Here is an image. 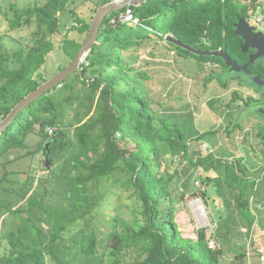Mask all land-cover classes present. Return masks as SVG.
<instances>
[{
    "label": "trees",
    "instance_id": "trees-1",
    "mask_svg": "<svg viewBox=\"0 0 264 264\" xmlns=\"http://www.w3.org/2000/svg\"><path fill=\"white\" fill-rule=\"evenodd\" d=\"M112 1L95 0L90 18L77 16L58 45L52 37L59 32L61 17L74 14L69 9L72 0L13 6L12 16L5 13L17 37L0 35V123L49 79L42 68L56 48L70 61L75 57L94 14ZM258 11L264 16V0H149L108 15L82 70L22 109L0 134V264H250L239 244H247V239L264 258V168L246 179L242 166L213 155L202 158L194 145L219 131L197 130L195 106L163 112L168 107L157 103L152 91L149 68L154 63L151 57L140 60V51L150 49L159 60L156 65L179 74L176 58L193 61L186 76L209 69L202 83L207 86L223 70L229 71L225 61L194 55L167 42L166 36L198 50H222L243 66L254 51L242 52L244 41L234 25L242 17L251 23ZM32 28L26 46L20 34ZM5 39L16 50L6 49ZM260 61L248 66L251 75L259 74ZM175 78L161 79L162 92ZM228 83L220 86L227 90ZM232 96L230 103L219 105L221 112L215 109L229 123L227 137L241 129L226 112L243 101L236 91ZM257 128L264 158V127ZM48 129H53L51 135ZM30 135L41 138L43 167L29 171L20 183L10 179L17 173L8 171L3 160L25 150ZM184 163L202 169L195 179L213 188L212 200L220 212L209 234L208 229L188 234L179 225L177 206L186 189L178 197L174 180ZM113 187L131 192L134 224L118 216L104 219ZM104 223L106 232L101 229Z\"/></svg>",
    "mask_w": 264,
    "mask_h": 264
},
{
    "label": "rangeland",
    "instance_id": "rangeland-1",
    "mask_svg": "<svg viewBox=\"0 0 264 264\" xmlns=\"http://www.w3.org/2000/svg\"><path fill=\"white\" fill-rule=\"evenodd\" d=\"M44 2L45 0H0V35L5 37L8 35L17 37V32L11 31L8 22L5 20V13L12 16L13 6L17 9H23ZM94 5L95 0H72L69 9L74 12L75 15L66 13L61 17L59 32L52 37L54 44L58 45L62 41V35L65 31L72 25L75 26L77 16L88 20ZM124 20H129V18H125ZM33 31L34 29L32 28V30H26L20 34L22 35L21 42L24 45H29L30 34ZM77 37L81 40L83 39L80 35H77ZM4 42L3 45L6 49L16 50V45L10 41H6V39ZM147 58L151 59V63H154L150 68L148 67L150 73L154 75V80L151 83L152 91H154V100L168 107L167 111L163 112H167V114H171L172 112L179 113V109L184 104L189 105L192 109L194 108L193 106H195L194 117L197 130L199 132L219 131L215 136L209 137V140L200 142V145H194L195 148H199L201 151L202 158L213 155L216 159L229 161L235 165L242 166L247 174L245 175L243 173V177L246 179L255 177L256 173L264 168V158L261 153L262 145L257 137L258 128L256 127V123H259L263 119L259 114L255 115V111L252 108L247 109L242 106L244 99L246 100L248 91L244 88H240L239 83L253 88L255 87L254 84L241 73L223 70L220 75L216 76V82L213 81L207 86H203L204 76L208 74L209 69L190 78L186 76V74H189L187 73L189 72V68L192 72L193 66L191 65L193 61L182 60L179 57L175 59V65L179 69L180 75L178 72H173L171 69L163 71L162 69H165L163 65H156V63H159V60L152 58L150 49L140 51V60H142L143 63ZM68 62L70 63L69 58L56 48V50L47 57V63L42 68V72L46 77L49 75L48 78L50 79L55 75L59 67H65L69 64ZM181 62H185V73L182 72L181 67L183 66ZM168 75L174 77L176 75V78L172 80L167 92H162V85L160 84L161 79ZM231 79H235V81H230ZM227 81L229 82L228 89H222L220 85ZM235 91L242 97L243 101L239 100L230 105V107L226 109V112L232 115V120L235 119L237 122H240L241 129L236 130L231 136L227 137L226 128L229 123L218 113L221 112V108L219 109L218 107L221 104L226 105L230 103ZM216 108L219 109L218 112H215ZM40 141L41 138L39 136L30 135L26 141L27 148L25 150H20L17 153H9L4 157L3 161L8 162L6 169L10 172L17 173V177L11 175L10 179H16L22 183L26 179V174L29 171L35 172L42 169L43 153L42 150H40ZM175 163L178 164L179 159ZM179 169L180 172L174 180L178 197L182 189H186L183 195L180 196L182 200L179 201L177 206L179 211V225L183 231L188 234H192L198 229H208L207 233L209 234L215 227L214 220L220 212L217 201H213L215 196L213 188L195 179L197 174H202V169L186 166L185 163L181 164ZM207 174L214 176V172H208ZM2 175L3 170L0 167V178ZM111 190L112 192L108 196V201L104 207V219L108 220L110 216H118L128 223L134 224L136 218L133 214L134 208L132 205L133 199L130 196L131 192L120 187H113ZM204 192L207 194L206 198L202 197ZM195 205L197 206L195 207ZM197 207H199V209H197ZM106 226V223L101 226V229L105 232L108 229ZM249 242L250 240L247 239V244L244 240L239 244L242 249L247 251L250 264H263V256L255 252V250L253 251ZM260 247L264 251V236L262 237Z\"/></svg>",
    "mask_w": 264,
    "mask_h": 264
},
{
    "label": "water",
    "instance_id": "water-1",
    "mask_svg": "<svg viewBox=\"0 0 264 264\" xmlns=\"http://www.w3.org/2000/svg\"><path fill=\"white\" fill-rule=\"evenodd\" d=\"M149 0H113L112 2L105 4L98 8L96 13L94 14L91 24L88 30L87 37L82 47L75 55V57L70 61V63L61 71L56 73L53 77L48 79L42 85H40L36 90L31 92L22 102H20L11 112L10 114L0 123V134H2L8 125L12 123L15 116L25 107L30 105L39 97L46 94L48 91L53 89L54 87L61 84L63 81L68 79L72 74L77 71L82 70V65L84 64L88 54L90 53L92 47L95 45L96 37L102 27V24L106 17L124 7L130 9V7L141 6L145 2ZM235 34L242 38L244 41L241 50L243 53H247L250 50L255 51L254 53L249 55V61L247 64L243 66H239L232 58L227 55L222 50L217 51H204L195 49L172 36H166V41L197 56H207V57H220L222 58L226 66L230 71L235 73H244L246 75L249 74L248 66L250 64L255 63L258 59L264 58V33L258 31L250 22L246 20V18L242 17L238 20V22L234 25ZM253 83L257 87H264V80L260 78V76H255L252 78ZM259 113H261L264 117V110L259 109ZM46 166L49 165L47 158L45 159Z\"/></svg>",
    "mask_w": 264,
    "mask_h": 264
},
{
    "label": "flooded vegetation",
    "instance_id": "flooded-vegetation-1",
    "mask_svg": "<svg viewBox=\"0 0 264 264\" xmlns=\"http://www.w3.org/2000/svg\"><path fill=\"white\" fill-rule=\"evenodd\" d=\"M258 31H260V30H258ZM261 32L264 33V31H261ZM258 60L262 61V62H260L261 64H259V65H261L259 67V70H258L259 74L251 75L250 72H249L248 75L245 74L246 77L250 81H252V78L255 77V76H260V78L262 80H264V58H261V59H258ZM258 60H257V62H258ZM252 83H253V81H252ZM240 88H244L245 90L248 91V95L246 97V100L251 102L249 105L244 106L245 108H247V109L252 108L254 111H256L258 113H259V109H263L264 110V87H259L260 90L256 89L255 87L253 88L251 86H243V87H240ZM259 114L262 116L263 120H261L259 123H256V127H258V125L264 127V117H263V115L261 113H259Z\"/></svg>",
    "mask_w": 264,
    "mask_h": 264
},
{
    "label": "built area",
    "instance_id": "built-area-1",
    "mask_svg": "<svg viewBox=\"0 0 264 264\" xmlns=\"http://www.w3.org/2000/svg\"><path fill=\"white\" fill-rule=\"evenodd\" d=\"M243 1V0H241ZM130 19V16H128ZM264 16L262 15L261 12H256L251 15V24L257 29V30H264ZM53 133V129H48V134L51 135ZM210 248H214V244L211 242L209 244Z\"/></svg>",
    "mask_w": 264,
    "mask_h": 264
},
{
    "label": "bare ground",
    "instance_id": "bare-ground-1",
    "mask_svg": "<svg viewBox=\"0 0 264 264\" xmlns=\"http://www.w3.org/2000/svg\"><path fill=\"white\" fill-rule=\"evenodd\" d=\"M196 206H197V205H195V207H196ZM197 209H199V207H197ZM197 209H196V210H197Z\"/></svg>",
    "mask_w": 264,
    "mask_h": 264
}]
</instances>
